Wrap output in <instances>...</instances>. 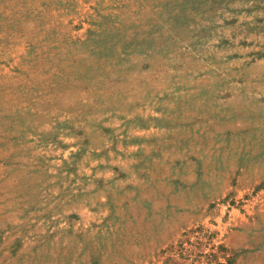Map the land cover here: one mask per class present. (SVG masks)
<instances>
[{
  "label": "rangeland",
  "instance_id": "1",
  "mask_svg": "<svg viewBox=\"0 0 264 264\" xmlns=\"http://www.w3.org/2000/svg\"><path fill=\"white\" fill-rule=\"evenodd\" d=\"M0 264H264V0H0Z\"/></svg>",
  "mask_w": 264,
  "mask_h": 264
}]
</instances>
